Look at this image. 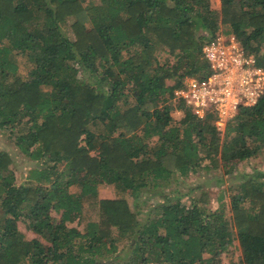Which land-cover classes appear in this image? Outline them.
Instances as JSON below:
<instances>
[{"label": "trees", "instance_id": "trees-1", "mask_svg": "<svg viewBox=\"0 0 264 264\" xmlns=\"http://www.w3.org/2000/svg\"><path fill=\"white\" fill-rule=\"evenodd\" d=\"M220 3L0 0V129L34 163L18 183L0 147V264H222L234 248L231 264H264V172L236 173L264 151V98L223 134L212 115H172L174 90L209 73L203 46L221 25L264 64V0ZM197 172L239 180L216 207L206 191L164 195ZM102 184L164 197L143 219Z\"/></svg>", "mask_w": 264, "mask_h": 264}, {"label": "built area", "instance_id": "built-area-1", "mask_svg": "<svg viewBox=\"0 0 264 264\" xmlns=\"http://www.w3.org/2000/svg\"><path fill=\"white\" fill-rule=\"evenodd\" d=\"M209 65L206 76H191L174 90L175 110H187L199 119L213 116L220 133L242 107L264 98V64L247 52L234 33L218 32L203 46Z\"/></svg>", "mask_w": 264, "mask_h": 264}, {"label": "rangeland", "instance_id": "rangeland-1", "mask_svg": "<svg viewBox=\"0 0 264 264\" xmlns=\"http://www.w3.org/2000/svg\"><path fill=\"white\" fill-rule=\"evenodd\" d=\"M212 7L215 9H220L221 3L220 0H211ZM74 18H69L66 22L62 23V28L67 35L71 38H74V33L71 29V23L73 22ZM229 26L221 25L220 30H228ZM28 60L25 57H21L19 64H20V72L22 75H27L28 71L33 67L30 63L27 62ZM174 120L179 121L183 116V111L174 110L172 112ZM0 147L1 149L7 151L13 157V169L17 176L18 183L25 182L27 180V176L29 175V171L34 163L21 154L17 147L15 146L14 142L10 140L8 135L0 129ZM256 170H260L264 172V151H261L258 155L253 156L251 159L241 162L237 166L236 173H253ZM211 174H207L204 172H197L192 173L187 178H181L178 182H173L169 188H167L163 193L164 195L167 194L169 196H179L178 193H184L182 195L183 201L190 203L192 198H200L202 191H206L211 200V206L216 207L218 205L217 197L218 193L221 189L226 188L228 185L234 184L239 180V176L234 174L230 178V176L226 177L225 183L220 186H210L207 183V179L211 177ZM203 187H200V186ZM153 189L156 190L152 186H141L138 189H131L125 192V194L121 193L114 185L111 184H102L99 186V196L101 198H114L121 195L128 200L131 208L136 211L140 218L145 219L146 213L150 209V207L157 201H162L163 196L160 195L161 192L157 194H153ZM72 191L77 190V187L73 186L71 188ZM225 201L229 203L228 195L225 197ZM24 222L21 223V226L25 230ZM70 225H76L80 228L83 227L84 222L79 221L76 219L74 222L69 223ZM28 233V236L32 234L25 230ZM124 254V253H123ZM240 259V251L237 248L230 251L224 257V261L222 264H231V261L239 263Z\"/></svg>", "mask_w": 264, "mask_h": 264}]
</instances>
